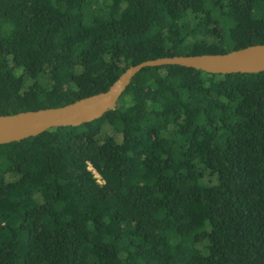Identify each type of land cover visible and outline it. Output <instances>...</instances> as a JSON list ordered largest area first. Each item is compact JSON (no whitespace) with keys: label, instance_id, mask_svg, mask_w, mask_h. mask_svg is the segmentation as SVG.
I'll return each instance as SVG.
<instances>
[{"label":"trees","instance_id":"16d2710c","mask_svg":"<svg viewBox=\"0 0 264 264\" xmlns=\"http://www.w3.org/2000/svg\"><path fill=\"white\" fill-rule=\"evenodd\" d=\"M259 42L264 0H0V114ZM0 264H264V70L145 66L99 117L0 143Z\"/></svg>","mask_w":264,"mask_h":264},{"label":"water","instance_id":"95a60500","mask_svg":"<svg viewBox=\"0 0 264 264\" xmlns=\"http://www.w3.org/2000/svg\"><path fill=\"white\" fill-rule=\"evenodd\" d=\"M174 63L210 72H255L264 70V42L225 52L173 54L140 60L129 65L105 90L59 106L0 114V143L37 134L54 125H74L99 117L112 108L120 91L139 69Z\"/></svg>","mask_w":264,"mask_h":264}]
</instances>
